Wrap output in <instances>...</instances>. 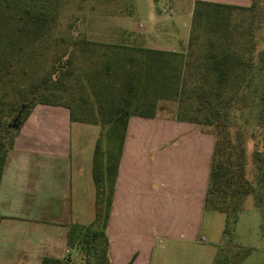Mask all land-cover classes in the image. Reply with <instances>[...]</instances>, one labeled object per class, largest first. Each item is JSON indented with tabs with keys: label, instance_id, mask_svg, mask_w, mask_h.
<instances>
[{
	"label": "trees",
	"instance_id": "1",
	"mask_svg": "<svg viewBox=\"0 0 264 264\" xmlns=\"http://www.w3.org/2000/svg\"><path fill=\"white\" fill-rule=\"evenodd\" d=\"M50 17L23 1L0 0V179L18 130L11 129L8 120L22 107L19 127L35 105H61L69 110L71 121L106 128L107 147L102 148L100 135L92 159L94 219L87 226H69L67 247L77 252V260L44 257L41 264H111L106 223L121 146L129 116L155 117L150 95L175 101L176 121L211 128L214 146L203 207L223 213L226 222L234 217L235 224L245 197L256 188L246 178V145L233 141L227 130L233 119L243 125L252 121L263 132V148L254 152L253 161L256 186L264 188V49L257 50L254 41L255 25L262 24L264 8L255 0L247 7L195 0L188 41L179 52L94 44L114 49L105 64L114 71L112 77L95 69L88 74L98 104L96 116L82 104L57 101L72 88L61 77L67 66L39 74L33 81L41 66L43 40L52 29ZM28 77L31 82L25 86ZM258 198L259 202L262 194ZM243 256L220 247L213 264H237Z\"/></svg>",
	"mask_w": 264,
	"mask_h": 264
},
{
	"label": "crops",
	"instance_id": "2",
	"mask_svg": "<svg viewBox=\"0 0 264 264\" xmlns=\"http://www.w3.org/2000/svg\"><path fill=\"white\" fill-rule=\"evenodd\" d=\"M164 1L169 6L159 12L149 4L150 27L137 33L150 40L144 48L179 52L188 37H178L176 23L185 9L189 32L195 0ZM98 137L97 125L71 121L65 106L32 108L0 179V264L77 260L67 236L71 224L87 226L94 219ZM213 146L214 136L203 126L129 116L106 223L111 264H213L218 250L204 237L212 211L203 207Z\"/></svg>",
	"mask_w": 264,
	"mask_h": 264
},
{
	"label": "rangeland",
	"instance_id": "3",
	"mask_svg": "<svg viewBox=\"0 0 264 264\" xmlns=\"http://www.w3.org/2000/svg\"><path fill=\"white\" fill-rule=\"evenodd\" d=\"M19 1L42 8L52 18V29L45 36L40 49V70L37 71L36 78L33 77V81L39 78L37 76L39 74L46 75L53 72L56 67L67 66L61 77L66 86L69 87L70 84L72 88L66 92L63 91L57 101L71 106L82 104L84 108L90 109L94 116H96L98 104L93 94L94 88L90 89L87 81L88 74L95 69L99 73L107 72L111 77L114 75L113 70L105 67V64L111 60L114 49L95 47L94 44L134 48L150 45L149 38L141 39L137 33L142 28L147 30L150 27L149 18L153 14L150 12L149 4H153L157 12L169 6L164 0ZM255 3L258 7L264 8V0H255ZM183 10L184 12L178 18L180 21L176 23L177 35L180 39H187L189 32L186 25L189 17L185 9ZM263 22L255 25L257 30L254 41L257 50L264 49ZM126 53L129 52L126 51ZM30 77L24 82L25 86L31 82ZM148 100L154 101L156 116L174 119L177 108L175 101L154 99L153 95H150ZM13 119L8 120L9 124ZM86 119L91 117L86 116ZM97 126L99 136L101 135L102 148L106 149L107 143L104 138L106 128L100 124ZM204 128L212 134L210 127ZM227 130L233 141L238 140L246 145V178L255 185L256 191L245 197L235 224L234 217H229L226 222V216L223 213L214 211L209 213L211 220L209 224L205 223L204 230L208 233H205L204 237L206 244L216 247L217 250L220 247L230 248L234 252H239L241 256L244 255L237 264H264V188L256 186L258 175L253 161L254 152L263 148L262 131L256 129L252 121L243 125L238 119L230 121ZM260 194L262 199L258 202ZM225 222L228 225L227 233L223 235Z\"/></svg>",
	"mask_w": 264,
	"mask_h": 264
},
{
	"label": "water",
	"instance_id": "4",
	"mask_svg": "<svg viewBox=\"0 0 264 264\" xmlns=\"http://www.w3.org/2000/svg\"><path fill=\"white\" fill-rule=\"evenodd\" d=\"M22 110H23V107L20 109V111L17 113V116L12 120L11 124L9 125L11 129H14V130L18 129L19 127L18 119L21 115Z\"/></svg>",
	"mask_w": 264,
	"mask_h": 264
}]
</instances>
